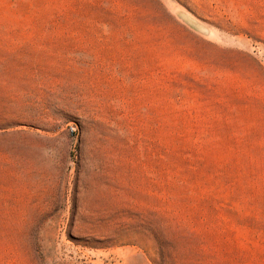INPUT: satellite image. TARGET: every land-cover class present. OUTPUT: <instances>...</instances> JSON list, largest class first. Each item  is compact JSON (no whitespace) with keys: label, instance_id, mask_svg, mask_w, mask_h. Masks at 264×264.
<instances>
[{"label":"rangeland","instance_id":"1","mask_svg":"<svg viewBox=\"0 0 264 264\" xmlns=\"http://www.w3.org/2000/svg\"><path fill=\"white\" fill-rule=\"evenodd\" d=\"M0 264H264V0H0Z\"/></svg>","mask_w":264,"mask_h":264},{"label":"built area","instance_id":"2","mask_svg":"<svg viewBox=\"0 0 264 264\" xmlns=\"http://www.w3.org/2000/svg\"><path fill=\"white\" fill-rule=\"evenodd\" d=\"M72 130V132H74V129H71Z\"/></svg>","mask_w":264,"mask_h":264}]
</instances>
